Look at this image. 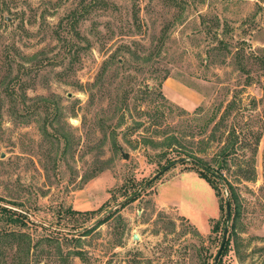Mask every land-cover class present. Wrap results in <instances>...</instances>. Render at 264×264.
<instances>
[{
    "label": "rangeland",
    "instance_id": "374dc122",
    "mask_svg": "<svg viewBox=\"0 0 264 264\" xmlns=\"http://www.w3.org/2000/svg\"><path fill=\"white\" fill-rule=\"evenodd\" d=\"M228 141L235 219L160 203L198 173L173 149ZM0 202L58 241L41 264H212L226 229L222 264H264V0H0Z\"/></svg>",
    "mask_w": 264,
    "mask_h": 264
},
{
    "label": "trees",
    "instance_id": "16d2710c",
    "mask_svg": "<svg viewBox=\"0 0 264 264\" xmlns=\"http://www.w3.org/2000/svg\"><path fill=\"white\" fill-rule=\"evenodd\" d=\"M97 2V0H95ZM90 3V2H89ZM89 4L86 3V1L81 5V11L83 13L84 10L88 8ZM93 7L92 2H91V8ZM80 11V12H81ZM77 11L70 16L68 22H73ZM78 19V16L76 17ZM111 63V61H109ZM94 85V83H93ZM160 96L165 97L163 92H159ZM232 141H228V145L225 146L224 151L222 152L223 156V164L221 168L214 169L210 165H208L206 162H204L198 155H196L193 151H180V149L176 148L173 150H176L178 153H183L184 155H181L182 158L183 156L193 158L192 162L196 163L194 166H197V172L199 175L203 178H205L216 190L217 195L219 196L220 199V209L223 212L226 209V216H227V205L228 203L230 204L231 207V217L234 215V218H236L239 210V195L235 189V187L232 185V183L228 180L226 182L229 184L230 187V197L226 201V203H223L221 199V195L219 193V189L217 188L216 182L221 181V177L223 178L222 175V169L228 165L229 157L233 154V148L234 144ZM171 145V144H170ZM175 148V147H173ZM185 162V161H182ZM214 179V180H213ZM107 205V202H105L99 209L103 208L104 206ZM124 205H122L123 207ZM120 209V208H119ZM117 209V210H119ZM97 212V210H88V211H79L75 209H70V214H92ZM223 216L226 218V216ZM0 221L4 225H0V263H2L5 255V249L6 248H11L14 250L15 257L19 256L21 259L22 264H41L42 263V257L46 256L45 252H50L49 250H44L43 244H49L55 247L56 242L58 243L57 240H55L54 237L51 235H36L33 231H30L31 227L29 222L25 219V215H23L21 212L18 210L11 208L10 206L0 202ZM214 224L212 229L214 231L218 230V228L221 225V218L213 220ZM234 225V222H233ZM232 225V227H234ZM19 227L20 229H17ZM235 235L234 229L231 230L230 234L228 235V238L226 240L224 249L227 248V246L231 243L232 237L231 236ZM58 249V254L60 257H62V250L61 246L59 243L56 245ZM224 249L221 253V256L224 253ZM219 258L217 264H222V258ZM6 263V262H5ZM214 263V262H213ZM212 263V264H213ZM204 264H208L207 262Z\"/></svg>",
    "mask_w": 264,
    "mask_h": 264
},
{
    "label": "crops",
    "instance_id": "0c3cea01",
    "mask_svg": "<svg viewBox=\"0 0 264 264\" xmlns=\"http://www.w3.org/2000/svg\"><path fill=\"white\" fill-rule=\"evenodd\" d=\"M159 199L163 206L175 205L197 223L207 224L208 219L220 218V199L215 188L196 172H183L166 182Z\"/></svg>",
    "mask_w": 264,
    "mask_h": 264
},
{
    "label": "water",
    "instance_id": "95a60500",
    "mask_svg": "<svg viewBox=\"0 0 264 264\" xmlns=\"http://www.w3.org/2000/svg\"><path fill=\"white\" fill-rule=\"evenodd\" d=\"M122 205H123V204H122ZM226 219H227V220H230V219H231V207H230V204H229V203H228V205H227V216H226ZM135 237H136V236H135ZM226 238H227V229H226L225 234H224L223 244L225 243ZM222 246H223V245H222ZM221 248H222V247H221ZM221 250H222V249H220L218 255L216 256V259H215V261H214V264H217L218 259H219L220 254H221Z\"/></svg>",
    "mask_w": 264,
    "mask_h": 264
}]
</instances>
